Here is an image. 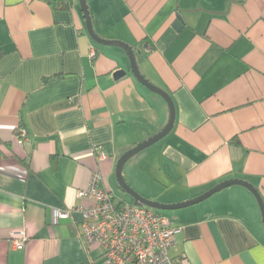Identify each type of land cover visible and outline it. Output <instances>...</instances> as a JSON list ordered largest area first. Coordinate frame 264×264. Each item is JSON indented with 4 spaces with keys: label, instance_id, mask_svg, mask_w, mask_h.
<instances>
[{
    "label": "crops",
    "instance_id": "1",
    "mask_svg": "<svg viewBox=\"0 0 264 264\" xmlns=\"http://www.w3.org/2000/svg\"><path fill=\"white\" fill-rule=\"evenodd\" d=\"M87 3L95 31L132 46L142 74L175 105L172 132L142 161L154 178L141 173L134 189L177 204L239 179L264 200V0ZM169 116L124 50L96 46L75 0L72 10L56 0H0V264H103L80 236L81 216L53 224V212L86 206L77 192L95 171L112 190L119 158ZM100 151L108 159L99 161ZM166 217L181 264H264L262 214L245 187Z\"/></svg>",
    "mask_w": 264,
    "mask_h": 264
},
{
    "label": "built area",
    "instance_id": "2",
    "mask_svg": "<svg viewBox=\"0 0 264 264\" xmlns=\"http://www.w3.org/2000/svg\"><path fill=\"white\" fill-rule=\"evenodd\" d=\"M89 56L96 60L98 53L91 49ZM16 136L20 146L30 141L24 128H19ZM108 157L100 151L97 159L104 161ZM77 197L88 204L55 210L52 222L58 224L78 213L80 236L89 250L101 252L103 264H181L171 256L177 233L171 220L151 208L116 197L104 185L100 172L93 173L89 187L78 191ZM13 245L15 249L23 248L25 241L16 240Z\"/></svg>",
    "mask_w": 264,
    "mask_h": 264
},
{
    "label": "water",
    "instance_id": "3",
    "mask_svg": "<svg viewBox=\"0 0 264 264\" xmlns=\"http://www.w3.org/2000/svg\"><path fill=\"white\" fill-rule=\"evenodd\" d=\"M78 1H79V5L81 8V12L83 14V19L85 21L86 30L90 38L96 44H99L102 46L117 47V48L124 50L130 61V71L133 74V76L136 78V80L141 85H143L145 88H147L149 91L161 96L165 100V102L168 104V107L170 110L169 121L167 125L159 133L152 136L148 140L142 142L141 144L137 145L136 147L131 148L119 158L117 165H116V170H115V176H116L118 186L134 200L135 205L145 206L153 210H157V211H177V210L187 209V208L199 205L207 201L215 194L227 188H230L233 186H242V187L247 188L255 196L259 204L260 210H261L262 220L264 224V200L260 192L252 184L244 180H239V179L226 180L216 185L215 187L205 192L204 194L198 196L197 198H194V199H191L185 202L177 203V204H162L159 202L149 200L145 198L144 196H142L140 193H138L134 188L130 186V184L127 182V180L124 177V169H125L126 164L130 160H132L134 157H136L138 154H140L141 152L159 143L161 140H163L165 137H167L172 132L174 125H175V121H176L175 105H174V102L171 96L166 91L152 84L142 74L139 68L136 53L133 47L122 41L106 40L100 37L95 31L87 0H78ZM176 26L178 28L181 27L182 21L179 20L176 23ZM125 75H126L125 71H119L115 74L117 78H121Z\"/></svg>",
    "mask_w": 264,
    "mask_h": 264
},
{
    "label": "rangeland",
    "instance_id": "4",
    "mask_svg": "<svg viewBox=\"0 0 264 264\" xmlns=\"http://www.w3.org/2000/svg\"><path fill=\"white\" fill-rule=\"evenodd\" d=\"M77 2V4H79V1L78 0H75ZM90 7V6H89ZM94 9V8H92ZM91 10V9H90ZM91 12V11H90ZM94 15V14H93ZM92 13H91V17H93ZM97 33L98 35L101 37V32H99L97 30ZM103 37H107V36H103ZM104 39H108L109 38H104ZM96 44V43H95ZM96 46L103 50L105 48H110V47H106V46H102V45H99V44H96ZM113 48V47H112ZM156 135V134H155ZM154 136V135H153ZM146 141V140H145ZM142 143V142H141ZM141 143H138L137 145L141 144ZM158 144V143H157ZM157 144H155L154 146H156ZM136 145V146H137ZM134 146V147H136ZM152 146L151 148H156ZM133 147V148H134ZM146 149L145 151L141 152L140 154H138L136 157H134L132 160H130L126 166H125V169H124V177L125 179L127 180V182L130 184V186L132 188H136L138 187V181H139V175H141L142 173V179L144 181L146 180H149L151 178H154V175L149 173L150 171V168H148L147 170H145V166H146V163H142L143 159L146 157V155L148 154V152H151V150L153 149ZM147 161V160H146ZM149 162V160H148ZM142 163V164H141ZM158 162H156L157 164ZM110 185H111V188H112V191L114 193V195L118 198H123V199H126L127 201H131V198L129 195L123 193L119 188H118V183H117V180H116V176L114 175L110 181ZM207 201L203 202V203H206ZM202 204V203H201ZM200 205V204H199ZM197 206V205H196ZM173 212L175 211H164L163 214L166 215V216H171L173 214Z\"/></svg>",
    "mask_w": 264,
    "mask_h": 264
},
{
    "label": "trees",
    "instance_id": "5",
    "mask_svg": "<svg viewBox=\"0 0 264 264\" xmlns=\"http://www.w3.org/2000/svg\"><path fill=\"white\" fill-rule=\"evenodd\" d=\"M56 3L57 5L61 8V9H64V10H72L73 9V0H56ZM136 53V52H135ZM19 128H24L26 129L24 126H21ZM18 128V129H19ZM17 129V131H18ZM27 130V129H26ZM28 132V131H27ZM17 134V133H16ZM25 165V164H24ZM27 166V164L25 165ZM28 167V166H27ZM118 188L123 192L125 193L119 186ZM126 194V193H125ZM131 198V197H130ZM125 202H129V203H134V200L131 198V201H127L126 199H123ZM158 214H161V215H164L163 212L164 211H157L155 210ZM165 216V215H164Z\"/></svg>",
    "mask_w": 264,
    "mask_h": 264
}]
</instances>
